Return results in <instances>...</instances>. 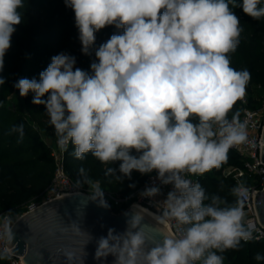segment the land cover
<instances>
[{"label":"clouds","instance_id":"obj_1","mask_svg":"<svg viewBox=\"0 0 264 264\" xmlns=\"http://www.w3.org/2000/svg\"><path fill=\"white\" fill-rule=\"evenodd\" d=\"M74 12L83 54L94 50L91 72L76 67V57L61 52L36 78H20L13 87L20 97L32 93L42 105L62 150L114 164L110 173L131 181L132 173H155L140 195L164 196L156 225L139 211L124 212L125 229L109 227L98 238L70 219L60 231L88 240L77 254L73 246L59 249L65 264H85L86 245L95 241L94 260L105 264H224L222 255L252 239L244 225L240 198L246 189H232L234 204L209 196L198 182L186 178L219 167L230 148L246 140V125L232 112L243 99L250 73L231 66L230 54L243 29L240 10L254 20L264 18L262 0H64ZM231 3V7H230ZM25 0H0V73L16 26L23 21ZM114 26L119 31L95 47L96 33ZM6 79L0 76V87ZM23 138V125L14 126ZM91 183V182H89ZM171 186L166 195L161 186ZM89 201L108 208L98 184ZM129 187H135L134 183ZM208 201V203H205ZM174 221L179 235L160 225ZM5 214L0 238H13ZM54 234V233H53ZM257 261L264 256L257 254Z\"/></svg>","mask_w":264,"mask_h":264},{"label":"trees","instance_id":"obj_2","mask_svg":"<svg viewBox=\"0 0 264 264\" xmlns=\"http://www.w3.org/2000/svg\"><path fill=\"white\" fill-rule=\"evenodd\" d=\"M241 0H236L240 3ZM230 3V7H231ZM261 6H264L262 0ZM233 11L240 17L243 29L240 44L234 53L230 54L231 66L237 70L247 69L250 79L246 89L252 91L254 86L264 90V18L254 20L245 15L239 7ZM23 21L16 26L12 36L11 48L5 56L4 71L0 73L6 83L0 87V185L12 183L18 189L20 203H25L40 196L50 185L55 171V161L51 148L42 140L38 127L49 122L42 105L31 103L32 93L21 97L25 103L29 123L24 121L20 113L7 109L2 103L12 94L19 92L13 84L20 78H36L39 73L51 63V58L61 52L76 57V67L91 72L90 64L95 60L94 50L86 55L81 51L78 39V29L75 27L74 12L63 5L62 0H25V7L21 9ZM117 30L108 26L96 33L95 47L106 42ZM239 112L237 103L233 113ZM23 125V138L18 132H12L14 126ZM50 128L54 129L51 125ZM74 147L70 145L65 151V165L68 175L80 186H87L89 182H98L104 189H114L120 195H127L133 189L144 183L146 175L132 173L131 181L126 178L117 179L119 173H110L109 168L114 164H105L94 158L91 153L85 154L84 159L73 156ZM229 165L240 166V158L234 151H228L226 159L219 167L201 175L198 183L211 196L217 194L234 204L237 197L232 189L236 182L231 177L223 175V169ZM134 183L135 187H129ZM208 203V201H205ZM116 213L124 209L113 208ZM25 212L17 211L18 215ZM264 256V241L250 240L241 244L237 250L222 253L224 264H264V260L257 261L256 255Z\"/></svg>","mask_w":264,"mask_h":264},{"label":"built area","instance_id":"obj_3","mask_svg":"<svg viewBox=\"0 0 264 264\" xmlns=\"http://www.w3.org/2000/svg\"><path fill=\"white\" fill-rule=\"evenodd\" d=\"M240 106L239 119L246 125V140L232 148L240 158L241 165H229L223 169L225 177H231L236 182V187L243 186L246 189L245 195L240 198L241 206L245 213L244 225L250 231L252 239L264 241V226L259 221L255 197L258 191L264 189V162L261 154L264 142L262 141L264 132V94L254 95L252 91L246 89L243 99L238 100ZM69 144L67 148L70 146ZM65 151L60 148L58 143L51 148V154L55 161V171L53 179L42 194L45 196L43 202L38 205H32L29 210L51 201L56 198L64 197L71 194L87 193L85 188L76 183L67 173L65 165ZM155 173L146 175L145 181L139 187L133 189L127 195H110L106 199L113 207L126 210L130 206H142L157 214L163 210L164 196L154 198H144L140 192L153 183H159L155 180ZM201 175H189L186 178L194 183L198 182ZM162 193L167 194L171 186H161ZM28 210V211H29ZM123 210V211H124ZM27 212V211H26ZM5 214H8L14 223L16 219L12 214L6 212L0 215V233H2V224ZM12 223V225H13ZM167 224L168 230L172 235H179L177 226L174 221ZM0 264H23L22 256L12 254L11 248L7 244V238H0Z\"/></svg>","mask_w":264,"mask_h":264},{"label":"water","instance_id":"obj_4","mask_svg":"<svg viewBox=\"0 0 264 264\" xmlns=\"http://www.w3.org/2000/svg\"><path fill=\"white\" fill-rule=\"evenodd\" d=\"M262 141L264 142V132ZM261 159L264 162V146ZM91 195L90 193L67 195L23 213L12 225V240H7L12 254L22 256L23 264H65L59 249L64 246H73L77 249L78 255H83L80 249L84 248L88 240L87 234L75 237L71 233L60 231V228L70 219L78 220L86 233L90 232L93 237L98 238L106 235L109 227L115 228L118 232L123 231L126 219L123 213L130 210L139 211L135 206H130L116 213L107 200L109 207L100 208L96 203L89 201ZM255 205L259 221L264 226V189L257 192ZM142 214L146 224L156 225L151 218ZM85 251L88 253L85 264H98L93 258L94 240L86 245ZM112 260L113 257L109 256L105 264H112Z\"/></svg>","mask_w":264,"mask_h":264},{"label":"rangeland","instance_id":"obj_5","mask_svg":"<svg viewBox=\"0 0 264 264\" xmlns=\"http://www.w3.org/2000/svg\"><path fill=\"white\" fill-rule=\"evenodd\" d=\"M62 1H63V5L65 6L64 0H62ZM252 93L254 95H260V94H264V90L261 87L254 86L252 88ZM2 105L5 106L7 109L12 110L13 112L20 113L22 115V117L24 118V121H26V123L30 122V119L27 115L25 103H24L23 99H21V97L17 93L12 94L9 98H7L2 103ZM44 123H46V125L41 127V128L38 127V130H39V133L41 135L42 140L50 148H52L56 145L57 136L55 134V130L49 127L50 126L49 122L47 120H45ZM94 184L99 185L100 190L104 192L106 199H109L110 195H116L117 194V192L114 189H111V190L110 189L109 190L104 189L98 182H91L87 186H85V187L83 186V188H85L87 193L93 194L94 189H93L92 185H94ZM44 199H45V196L41 194L40 196L35 197L28 202L20 203L19 195H18V189L16 188V186L14 184L9 183L6 185H0V215L8 212V213L12 214L14 219H17L18 217L21 216V215L17 214V211L19 209H23L26 212L30 209V207L32 205H38L41 202H43ZM112 206H114V205H112Z\"/></svg>","mask_w":264,"mask_h":264},{"label":"bare ground","instance_id":"obj_6","mask_svg":"<svg viewBox=\"0 0 264 264\" xmlns=\"http://www.w3.org/2000/svg\"><path fill=\"white\" fill-rule=\"evenodd\" d=\"M139 211H141L142 213H144L146 216H148L149 218L152 219V215L153 214H156V215H159L157 213H155L154 211H151L145 207H142V206H135ZM153 220V219H152ZM154 221V220H153ZM156 222V221H154ZM161 227H163L166 231H168V233H170V231L168 230V227H167V224H163V225H160ZM171 234V233H170Z\"/></svg>","mask_w":264,"mask_h":264}]
</instances>
